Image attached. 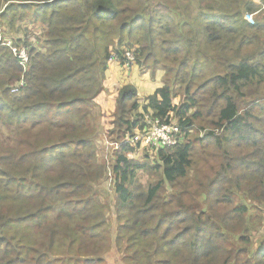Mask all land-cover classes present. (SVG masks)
<instances>
[{
	"label": "trees",
	"instance_id": "obj_1",
	"mask_svg": "<svg viewBox=\"0 0 264 264\" xmlns=\"http://www.w3.org/2000/svg\"><path fill=\"white\" fill-rule=\"evenodd\" d=\"M0 24L24 37L0 40V264H264V0H0ZM124 50L163 85L124 86L105 112ZM147 116L177 145L129 144Z\"/></svg>",
	"mask_w": 264,
	"mask_h": 264
},
{
	"label": "built area",
	"instance_id": "obj_2",
	"mask_svg": "<svg viewBox=\"0 0 264 264\" xmlns=\"http://www.w3.org/2000/svg\"><path fill=\"white\" fill-rule=\"evenodd\" d=\"M246 21L250 24H254V15H247L245 17ZM11 47L15 57L20 61V65L25 69L29 63V57L27 52L24 49H18L8 44ZM122 57L125 59V62L122 63L118 58L116 53H112V57L109 61V64L118 63L120 66L129 69L135 65L136 59L131 51L124 50ZM23 86V81L19 83V87ZM17 86L15 91L19 89ZM147 128L144 131H138L134 134L133 137L127 139L128 143L134 146H139L142 149H149L150 151H158L162 148L176 146L179 142V129L168 125L161 120L151 119L148 116L146 117ZM178 134V136H177Z\"/></svg>",
	"mask_w": 264,
	"mask_h": 264
},
{
	"label": "rangeland",
	"instance_id": "obj_3",
	"mask_svg": "<svg viewBox=\"0 0 264 264\" xmlns=\"http://www.w3.org/2000/svg\"><path fill=\"white\" fill-rule=\"evenodd\" d=\"M193 8H195V6H193ZM257 17H258V15H256L254 17L255 21H256ZM26 27H28L29 32H30L29 40L31 42H35L34 37L39 36V33L36 34L35 33L36 29L31 25H27ZM4 32H7V34L5 35V39L9 40V41L12 40V38H15V39H18V38L23 39L24 38L23 34L21 32H19V33L10 32V33H8L7 27L0 24V40H1V37L3 36ZM136 66H138V65H136ZM142 73H144V72H142ZM147 73L152 78V72H147ZM159 74L163 75L164 73L162 71H159L156 73V77L157 76L160 77ZM176 102L179 103L180 102L179 99H177ZM110 103L112 104V107H113L114 98H111V95H110ZM192 134L189 137V139L194 141L196 139V137H194ZM95 140H96V144H97V148H96L97 155H98L100 162H103V163L106 162V163L112 164L114 162L113 154H114V152H116V149L118 147H115V145L113 143L109 142V140H111L110 137L106 134V131L104 129H101L100 127H99V130L97 131V133L95 134ZM145 155H146L145 152L143 153V152L137 151L132 156H130V158H132L138 162H144L146 160L144 158ZM195 158H197V153H195ZM113 179H114L113 175L109 174L103 180L102 185H101V190L103 191L104 194L110 193V195H111L110 200L111 201H112L111 190H112V186L114 185ZM139 180L141 183H145V182L149 181V177L147 176V174L141 173L139 175ZM251 207H252L251 215L254 217V219L255 220H256V218L261 219V222L258 224L257 229L252 233V236L254 239V247L256 248V247H259L264 242V206H257L256 209L253 208V205H251Z\"/></svg>",
	"mask_w": 264,
	"mask_h": 264
},
{
	"label": "crops",
	"instance_id": "obj_4",
	"mask_svg": "<svg viewBox=\"0 0 264 264\" xmlns=\"http://www.w3.org/2000/svg\"><path fill=\"white\" fill-rule=\"evenodd\" d=\"M162 77L163 75L161 74L160 77L155 76V79H152L148 73H142L141 69L136 65L126 69L118 63L109 64L104 82L105 92L98 98V105L105 112L112 110L114 105L112 107L110 103V95L111 98L115 99L117 92L128 85L136 88L140 101H143L162 87Z\"/></svg>",
	"mask_w": 264,
	"mask_h": 264
},
{
	"label": "clouds",
	"instance_id": "obj_5",
	"mask_svg": "<svg viewBox=\"0 0 264 264\" xmlns=\"http://www.w3.org/2000/svg\"><path fill=\"white\" fill-rule=\"evenodd\" d=\"M135 65H137L136 62H135Z\"/></svg>",
	"mask_w": 264,
	"mask_h": 264
}]
</instances>
